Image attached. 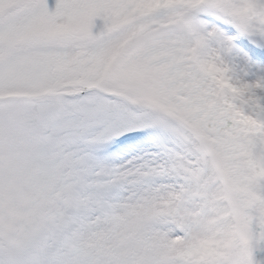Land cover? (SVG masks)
<instances>
[{
	"label": "snow or ice",
	"instance_id": "6c2138e0",
	"mask_svg": "<svg viewBox=\"0 0 264 264\" xmlns=\"http://www.w3.org/2000/svg\"><path fill=\"white\" fill-rule=\"evenodd\" d=\"M0 264H264V0H0Z\"/></svg>",
	"mask_w": 264,
	"mask_h": 264
}]
</instances>
